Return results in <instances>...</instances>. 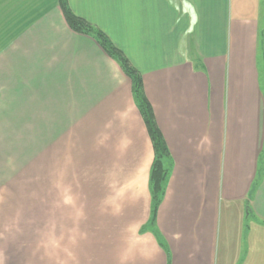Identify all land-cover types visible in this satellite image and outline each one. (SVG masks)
<instances>
[{
  "label": "crops",
  "instance_id": "0c3cea01",
  "mask_svg": "<svg viewBox=\"0 0 264 264\" xmlns=\"http://www.w3.org/2000/svg\"><path fill=\"white\" fill-rule=\"evenodd\" d=\"M67 2L141 75L170 174L150 222L131 79L58 0H0V150L20 129L37 168L0 174V264H264V0Z\"/></svg>",
  "mask_w": 264,
  "mask_h": 264
},
{
  "label": "trees",
  "instance_id": "16d2710c",
  "mask_svg": "<svg viewBox=\"0 0 264 264\" xmlns=\"http://www.w3.org/2000/svg\"><path fill=\"white\" fill-rule=\"evenodd\" d=\"M58 1L68 26L75 32L92 36L100 47L118 62L123 72L131 79L133 98L146 126L153 149V159L149 172V190L151 195L149 221L152 222L164 195L172 162L169 150L156 124L152 106L144 94L141 75L131 65L123 52L101 30L75 15L68 6L67 0ZM156 234L161 241L158 232ZM160 243L163 245V242Z\"/></svg>",
  "mask_w": 264,
  "mask_h": 264
},
{
  "label": "rangeland",
  "instance_id": "374dc122",
  "mask_svg": "<svg viewBox=\"0 0 264 264\" xmlns=\"http://www.w3.org/2000/svg\"><path fill=\"white\" fill-rule=\"evenodd\" d=\"M5 125V120L0 119L1 130L5 128ZM14 125H16V127L14 126V128L19 129L20 120H14ZM19 131L21 130L19 129L18 133L14 132L15 134H10L7 136L5 135V137H3L2 135L3 139L5 138L6 140L3 143H6L7 149L0 150V174H5L9 176H35L37 174L36 152L34 150H28L27 148H25V146L22 145L21 135L19 134L21 132ZM45 173L47 174V168ZM21 185L25 184L22 183ZM14 192V196L20 198L18 195L20 194V192H18V189H16V191ZM35 199L36 196H34L32 200Z\"/></svg>",
  "mask_w": 264,
  "mask_h": 264
}]
</instances>
